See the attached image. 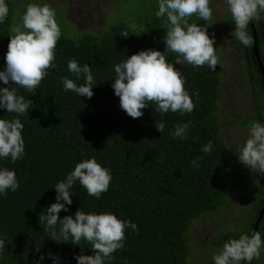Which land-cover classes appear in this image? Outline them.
Here are the masks:
<instances>
[{"label":"trees","instance_id":"trees-1","mask_svg":"<svg viewBox=\"0 0 264 264\" xmlns=\"http://www.w3.org/2000/svg\"><path fill=\"white\" fill-rule=\"evenodd\" d=\"M22 2L47 4L46 0H6L9 14L0 23V71L6 67L4 57L12 28L22 23L17 8V3ZM157 11L158 6L139 17L112 15L98 31L78 30L63 12L55 11L60 27H73L71 32L67 28L61 30L55 48V69L48 70L35 93L17 88L18 94L33 103L28 114L0 109V118L20 119L25 142L23 158L14 163L10 157L0 158V169L14 171L19 183L17 191L0 194V239L6 245L0 253V264H53L49 252L60 258L58 264H77V255H94L87 241L82 239L80 245H75L69 236L68 242L58 243L52 240L51 230L44 231L39 223V216L46 215V209L57 202L55 185L65 180L77 163L91 158L110 170L108 191L97 199L76 181L70 189L73 202L66 205L67 212L59 213V218L74 217L80 209L86 214L110 212L118 219L135 223L137 230L126 229L123 247L106 264H194L191 259L196 251V220L220 219L222 212H227L235 202L254 204L253 209L245 210L246 229L215 234L219 240L215 236L213 243L224 245L242 234H252L264 206V175L255 173L256 191L246 193L241 186L234 191V177L241 176L238 167L247 168L233 155L223 136L222 122H237L245 128L253 121L264 123V84L253 45L246 47L231 35L235 25L229 11L220 20L214 14L208 21L192 16L190 24L207 27L210 37L214 34L218 57L215 71L206 65L194 68L187 62L176 64L175 53H168L166 59L186 79L184 86L195 104L194 110L184 115L160 113L150 104L142 110L141 118L133 119L120 108L119 97L114 94V66L141 50H165L163 38L168 22L166 16L157 18ZM132 24L136 25L138 36L133 33ZM255 27L264 63V21L255 22ZM123 31L129 32L127 38L120 35ZM222 31L231 35L229 40L243 53L242 69L250 77L258 100V108L251 115H239L221 105L225 71L224 46L219 39ZM248 31L253 36L251 24ZM72 59L80 66L91 67L96 81L91 99L64 91L62 77L77 85L84 83L83 76L77 79L69 72L67 65ZM0 87L7 85L0 81ZM156 121L165 123L163 134L155 128ZM188 122L187 139L173 138L175 126ZM209 141L213 149L206 154L201 149ZM196 158L199 159L194 166ZM61 227L58 220V234ZM257 231L264 239V214ZM200 262L214 264L213 259L211 263L205 259Z\"/></svg>","mask_w":264,"mask_h":264},{"label":"clouds","instance_id":"clouds-1","mask_svg":"<svg viewBox=\"0 0 264 264\" xmlns=\"http://www.w3.org/2000/svg\"><path fill=\"white\" fill-rule=\"evenodd\" d=\"M227 10L231 13L235 30L231 35L244 46L250 47L254 43L249 33L252 22L264 21V0H224ZM9 14L6 0H0V23ZM157 18L166 16L168 30L163 38L165 50H141L138 53L114 66L116 78L112 84L114 94L119 97L120 108L131 118L143 116V109L150 104L154 111L160 113H191L195 104L185 89L186 79L166 59L168 53H175L176 64L187 62L194 68L208 66L215 71L218 63L214 34L210 37L207 27L196 23H189V18L198 16L200 20L208 21L213 17L210 0H159ZM22 23L12 28L8 51L4 57L6 67L0 71V81L7 87H0V109L18 115L28 114L33 107L31 100L17 92V88L35 93L41 82L48 75L49 69H55V48L62 33L55 19V10L50 5L29 3L21 16ZM131 29L137 36L136 25ZM121 36L127 38L128 31ZM68 70L77 79L83 76L84 83L77 85L74 80L62 77L64 91H73L80 97L91 99L96 84L91 67L88 64L80 66L75 60L68 61ZM197 99L199 94L196 93ZM190 122L178 124L173 138L187 139ZM155 128L163 134L165 123L156 121ZM24 128L20 119L11 120L0 118V158H11L14 163L25 155V142L22 136ZM213 144L209 141L202 147L204 153H211ZM238 160L251 172L264 175V123L253 121L249 125V136L239 149ZM196 158L193 165L197 166ZM112 176L108 168L102 167L95 158L86 159L75 165L66 179L55 185L56 201L46 209V215L39 216V223L44 231L51 230L52 240L71 242L80 245L83 239L91 245L94 255H77V264H106L113 259V253L123 247L125 231L131 227L137 230V225L131 221L118 219L116 215L107 212L101 214L85 213L78 209L75 216L59 218L61 211H68L66 205L72 204L70 189L79 181L89 196L99 199L107 192ZM19 183L16 173L7 168L0 169V194H7V190L17 191ZM60 201H63L61 203ZM59 220V234L56 232ZM5 240L0 239V253L5 249ZM264 250V239L259 231L251 235L242 234L238 239L226 242L222 249L214 254V264H251L259 259ZM40 251L39 246L36 249ZM53 264H58L59 257L48 254ZM44 255L40 256V260ZM39 264V261L37 262Z\"/></svg>","mask_w":264,"mask_h":264},{"label":"rangeland","instance_id":"rangeland-1","mask_svg":"<svg viewBox=\"0 0 264 264\" xmlns=\"http://www.w3.org/2000/svg\"><path fill=\"white\" fill-rule=\"evenodd\" d=\"M46 2L55 11L63 12L74 28L78 30L91 28L98 31L107 25L112 15H114L113 17L121 15L132 18L139 17L152 7L158 6L159 0H64L63 4H60L61 0H46ZM35 4L39 3L35 2ZM26 5L27 3L24 2L17 3L20 17ZM210 7L213 9L214 17L217 20L223 19L224 14L228 11L224 0H210ZM194 17L197 16L194 15ZM71 25L63 24L60 28L61 30L67 28L71 32L73 31ZM230 38L231 35L227 32L219 33L225 56L223 90L220 102L227 111H233L239 115H251L258 108L256 92L250 77L242 69L243 53L231 43ZM222 129L223 136L233 155H238L239 149L249 136V128H245L237 122L223 119ZM236 159L239 162L238 158ZM247 169L238 167L241 176L236 174L234 177V191L239 190L240 186L245 188L246 193L256 191L254 190V185L257 182L256 174ZM253 206L254 204L251 202H235L234 206L227 212H222L220 219L212 220L209 217H203L196 220L193 234L194 242L199 249L194 244L196 251L191 262L200 264V261L205 259L207 263H211L213 255L217 254L223 247V245L217 246L216 242L213 243L215 236L216 241L219 240L218 235L215 234L234 231L235 229L240 231L246 229L248 212L245 210H251L254 208ZM254 264H264V250L261 251L260 258Z\"/></svg>","mask_w":264,"mask_h":264},{"label":"water","instance_id":"water-1","mask_svg":"<svg viewBox=\"0 0 264 264\" xmlns=\"http://www.w3.org/2000/svg\"><path fill=\"white\" fill-rule=\"evenodd\" d=\"M251 24V28L253 30V39H254V43H253V49H254V55H255V59L257 60L258 64H259V68L262 74V82L264 84V63L263 60L261 58V54H260V49H259V42H258V34H257V30L255 27V22L250 23ZM264 214V206L261 208L260 213H259V217L256 220V224H255V228L253 229V231H257L259 222L261 221V218ZM241 264H243V261L241 262Z\"/></svg>","mask_w":264,"mask_h":264}]
</instances>
